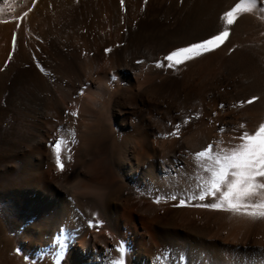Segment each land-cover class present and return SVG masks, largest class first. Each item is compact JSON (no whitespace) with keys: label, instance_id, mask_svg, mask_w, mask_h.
I'll return each instance as SVG.
<instances>
[{"label":"bare ground","instance_id":"obj_1","mask_svg":"<svg viewBox=\"0 0 264 264\" xmlns=\"http://www.w3.org/2000/svg\"><path fill=\"white\" fill-rule=\"evenodd\" d=\"M3 1L0 21L7 22L0 23V264H113L121 257L122 243L125 264H184L187 260L179 241L182 247H198L200 255L212 259L211 264H229L221 242L206 241L211 230L204 220L184 212L198 203L215 202L212 197L188 199L198 195L209 179L194 153L208 143L230 149L231 145L216 140L221 130L236 132L240 124L248 123L235 118L230 113L233 108L216 105L214 97L205 108L214 123L204 129L200 119L204 109L186 110L187 87L195 90L199 83L194 77L174 76L171 69L155 68L156 61L163 59L161 53L149 51L144 41L157 31L156 20L165 12H173L181 34H187L183 28L191 19L198 20L195 25L200 28L193 27L197 36L207 25L220 31L224 27L220 17L230 0H174L180 4L175 8L163 0L147 4L127 0L122 8L120 0H113L118 6L114 19L101 14L106 7L101 1L89 17L76 12L75 2L69 16L79 45L57 42L66 57V63H55L66 73L57 85L60 92L45 91L46 77L40 70L45 58L37 52L20 55L18 37L12 51L17 23L34 18L43 9L41 3L15 0L10 11ZM25 12L28 16L23 20L13 19ZM252 21V13H241L232 28H247ZM112 26L114 35L109 32ZM60 29L67 30L60 25L51 30L48 45L56 44L55 31ZM180 36L177 44L187 35ZM176 47L161 48V52L167 54ZM105 48L112 52L105 53ZM138 59L144 63L138 65ZM19 61L26 68L25 80L15 73ZM138 72L147 74L140 85L133 76ZM113 76L117 79L112 80ZM21 81L24 93L19 89ZM217 84L207 79L199 88L214 93ZM72 112L78 115L72 117ZM183 119L191 123L181 128L179 138H159L174 131L171 125ZM61 139L66 141L62 160H67L69 152L74 157L62 173L55 166L52 147ZM173 194L176 200L170 199ZM181 199L186 206H178ZM194 210L199 217L207 209ZM215 212L224 222L247 220L251 228L264 233V218ZM89 221L98 228L89 227ZM196 234L200 239L192 242ZM259 250V262L264 264V243Z\"/></svg>","mask_w":264,"mask_h":264},{"label":"rangeland","instance_id":"obj_2","mask_svg":"<svg viewBox=\"0 0 264 264\" xmlns=\"http://www.w3.org/2000/svg\"><path fill=\"white\" fill-rule=\"evenodd\" d=\"M5 1L8 10L12 11L15 9V0ZM100 1L106 5L105 9L101 11V14L108 19H114L116 17V12L118 11V6L115 2H113V0H38V3H41V7L43 8L42 11L40 13L38 12V14L34 18L20 22V27L16 29V37L20 39V43L18 44L19 53H21L20 55L23 56H26V54H30L33 56V54H36L37 52L39 54L38 56H40L42 59L45 58V66H43L44 72H41V75L44 78L46 77L45 79L47 86L45 85V91L60 92V88H58L59 86L57 87V85H60L61 79L64 77V75H66V73H64L63 71L58 70L59 68H56V61L66 63V57L62 53L64 50L58 47L57 42L63 40L68 44L70 43L73 45H79V39L76 34L73 33L74 25L72 22H70L69 16L70 12L74 11V9L72 8L75 6V2H77L78 4L75 9L76 12H84L86 13L87 17H89L88 15H91L95 12L94 7H96ZM163 1L167 2L171 6L174 5V8L175 6L180 5L176 4L177 0H175L176 3H174V0ZM171 1L173 4L171 3ZM198 1L199 0H197V2ZM238 2L239 0H230L228 2V10L234 7ZM199 3H201V1H199ZM230 3L232 5H230ZM4 4L5 2L3 0H0V5ZM165 13L167 14L160 15L161 17L156 20L157 25H159L157 31L153 32L150 37H148L144 41L145 47H147L149 51L154 50L161 53L160 57L162 58L164 55H166V53L161 52V48H167L168 46L174 47L176 45L177 47L185 46L189 42H194L201 38H206L218 32V30L214 26L207 25L197 36L196 34L198 33L196 32L198 28H200V26H196L195 22L197 23L198 20L191 19L192 23L188 22L183 28L186 29L187 34H181L183 30H181L180 32V27H178L179 25H176L173 21H176L173 12L172 14H169L168 12ZM251 13L254 22L252 21L251 24L247 26L248 29L244 27L243 29L235 30L231 27L229 38L224 42V44L220 46V48L216 49L212 53L206 54L204 57H201L194 61H190L186 66H182L178 70L173 71L174 76L182 77L184 75V78H188L189 76L194 77L196 84L199 83L198 88L195 90L191 87H187V92H189L190 95L188 99L189 101L187 102L188 108L186 110L192 111L193 108L198 107V110L195 112H199L200 110L202 111L204 109L201 114L202 117L200 118L202 120V126L204 129H209L214 123L213 120L208 118V115L206 114L208 110L205 109L207 108L206 104L212 102L214 97L218 100H216L217 103L215 102L216 105H221V103L225 100V107L230 108V110L231 108H233L230 113L234 114L233 116L235 118H239L240 120L245 119V123L248 124H244L247 125L244 129H241L240 127L236 128V130L238 129L236 132L223 130L220 133L221 137L219 136V139H216L222 144H227V146L231 145V147L240 143L237 137H239L242 131L248 130L249 132H252L259 126L260 123H264V0H258L256 9H254ZM170 19L172 22L170 21ZM59 25L65 26L67 30H56L57 32L55 31V34H57L58 39L56 40V44L48 45L47 38L50 34V31L58 27ZM175 25L178 30L176 29V27L174 28ZM168 27H170L171 29H168ZM193 27H196L197 30L195 31V28ZM109 30L111 35L115 34V29L113 28V26L110 27ZM63 34H65L64 37L62 36ZM180 35H187L186 39L182 36L185 39L184 41L182 40L183 44H177L178 42H181L182 38H179L181 37ZM92 45H94L95 49L98 48V45L95 41L92 42ZM159 48L160 51L158 50ZM162 51H165V49H162ZM59 55L60 60L58 59ZM11 67L13 68V66ZM15 67V73H18L20 78L22 80H25L26 68L23 64V61H19L18 63H16ZM5 70L3 72H5ZM145 74L146 73L144 72H138L137 74L133 75L136 82L139 80L137 82L138 85H140L143 80L145 81L147 76V74L146 76ZM203 79H205V81ZM207 79L212 80V82L214 83H218L214 93H212V91H209V93H203V90L199 88H203L204 83H206ZM19 89L20 92L24 93L25 88L23 81H21ZM175 89H178L177 83L175 84ZM253 96H257L260 99H258L251 105L245 104L243 107L239 106L240 101H246ZM234 104L237 106L233 107L232 105ZM200 107L202 109H200ZM250 122L251 124L249 125ZM190 130H192V128L187 129V131L191 132ZM220 148L224 149L226 147L224 146ZM196 208V206L189 207L186 209L184 214H187L188 216H192L194 218L196 217L197 220H204L206 226H209L211 230V235L208 236L206 241L209 242L211 238H215L214 241H220L225 248L226 258L229 264H261L259 262L261 260L259 245L264 243L262 242L264 241V233H261L262 231H260L259 233V229L257 227H255L256 229L251 228V223L247 220H241L236 223H230L227 221L224 222V220L222 219L223 216L220 213L215 212L217 210L209 208H206L207 210L205 211V213L199 214V217H197L198 214L195 215L194 210ZM199 239V236H197L196 234L192 236L190 240H193L192 242H194V240L199 241ZM179 243L181 244V250L185 253L183 254L186 256L187 260L184 264H211L210 261L212 259L208 256H204L203 253V255H200L198 247L191 245L182 247V241H179ZM215 258L216 257H214L213 260ZM183 259L185 260V257Z\"/></svg>","mask_w":264,"mask_h":264},{"label":"snow or ice","instance_id":"obj_3","mask_svg":"<svg viewBox=\"0 0 264 264\" xmlns=\"http://www.w3.org/2000/svg\"><path fill=\"white\" fill-rule=\"evenodd\" d=\"M121 7H124V0H120ZM148 0H144L147 4ZM183 2V0H181ZM258 0H239L230 10L224 11L220 19L224 22L222 30L212 34L206 38H201L194 42H189L185 46L176 47L163 56L162 60H157L155 68L178 70L182 66H186L188 62L204 57L206 54L214 52L220 48L222 44L229 38L230 29L237 23L241 13H251L257 7ZM0 11H3L0 9ZM31 11V9H29ZM28 16V12L23 14V17H14L16 20H23ZM7 21H0L5 23ZM20 23H17V28ZM127 31V30H126ZM17 46L16 34L12 37V51L15 52ZM105 53H111V48H105ZM9 61L12 59V54H9ZM136 63L143 64V60H137ZM44 71L43 68L40 69ZM117 79L116 76L111 78ZM83 94V93H81ZM260 99L253 96L246 101H240L239 106L245 104L251 105ZM237 105H233L236 107ZM221 108L225 105L221 104ZM72 117H76V112L70 113ZM200 118V113H197L195 119ZM191 123L190 119H183L180 123L172 124L174 131L161 134L159 138H167L168 136L179 138L181 128L188 126ZM241 129L245 128L244 124H240ZM222 131V130H221ZM240 143L234 145L230 149L216 148L213 143L206 144L202 150L194 153L199 161V166L209 179L206 180L202 187V191L198 195L194 194L188 199L204 201L207 197H212L215 202L198 203L193 206L204 207L217 211L237 212L250 217L264 218V123L252 132L248 130L242 131L237 137ZM75 142V140H73ZM66 141L55 140L52 144L55 158V166L61 173L65 171V163L73 162V154L69 152L67 160H62L61 152L64 150ZM171 200H176L177 197L173 194ZM159 202V200H157ZM185 199L179 201L180 207L186 206ZM89 227L98 228L97 224L89 221ZM121 257L113 264H125L124 261V245H120L119 249ZM63 248H61V253Z\"/></svg>","mask_w":264,"mask_h":264}]
</instances>
